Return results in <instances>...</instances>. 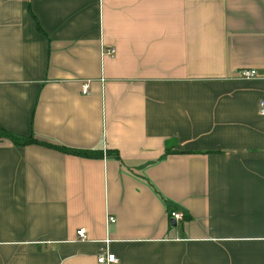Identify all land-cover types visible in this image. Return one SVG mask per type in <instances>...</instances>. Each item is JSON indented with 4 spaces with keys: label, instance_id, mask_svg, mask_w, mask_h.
I'll return each mask as SVG.
<instances>
[{
    "label": "crops",
    "instance_id": "crops-1",
    "mask_svg": "<svg viewBox=\"0 0 264 264\" xmlns=\"http://www.w3.org/2000/svg\"><path fill=\"white\" fill-rule=\"evenodd\" d=\"M262 99L264 0H0V131L104 151L0 134V264H264Z\"/></svg>",
    "mask_w": 264,
    "mask_h": 264
},
{
    "label": "built area",
    "instance_id": "built-area-1",
    "mask_svg": "<svg viewBox=\"0 0 264 264\" xmlns=\"http://www.w3.org/2000/svg\"><path fill=\"white\" fill-rule=\"evenodd\" d=\"M105 52L108 56L114 57L116 54V49L114 47H112V48L106 49ZM240 74H241V77L243 79H255L259 76V70L256 68H243L240 71ZM89 90H90L89 83L85 82L82 85V93L87 95L90 92ZM259 112L261 115H264V99H262L260 101ZM170 217H172L173 219H175L177 221H180V220H184L185 214L181 211H172L170 213ZM116 222H117L116 217H114V216L108 217V224H114ZM76 234H77V238L79 240L84 241L88 238L87 231L84 228L78 229ZM98 262L103 263V264H117L119 262V259L115 254L102 253L98 258Z\"/></svg>",
    "mask_w": 264,
    "mask_h": 264
},
{
    "label": "trees",
    "instance_id": "trees-1",
    "mask_svg": "<svg viewBox=\"0 0 264 264\" xmlns=\"http://www.w3.org/2000/svg\"><path fill=\"white\" fill-rule=\"evenodd\" d=\"M0 134L2 136L11 138L15 144L17 145H27V144H44L47 146H50L51 144H47L46 142L40 141L36 139L33 135L25 138H17L15 135L2 130L0 131ZM54 148H57L61 150L64 153L80 156V157H85V158H93V159H101L104 156V151L103 150H85V149H74V148H69V147H64L60 145H51ZM107 155L114 156L117 159H120L119 153L114 150H108Z\"/></svg>",
    "mask_w": 264,
    "mask_h": 264
}]
</instances>
